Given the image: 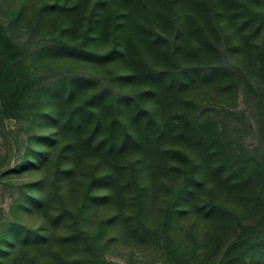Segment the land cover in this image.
<instances>
[{
    "label": "trees",
    "instance_id": "1",
    "mask_svg": "<svg viewBox=\"0 0 264 264\" xmlns=\"http://www.w3.org/2000/svg\"><path fill=\"white\" fill-rule=\"evenodd\" d=\"M6 118L0 264H264V0H0Z\"/></svg>",
    "mask_w": 264,
    "mask_h": 264
},
{
    "label": "rangeland",
    "instance_id": "2",
    "mask_svg": "<svg viewBox=\"0 0 264 264\" xmlns=\"http://www.w3.org/2000/svg\"><path fill=\"white\" fill-rule=\"evenodd\" d=\"M43 128L32 125L29 121H22L14 118L0 120V164L5 162L3 168H12L23 151L28 147L30 137L41 131ZM17 174L13 173V176ZM13 179L11 182H16ZM16 193L15 185L0 180V219L13 220L16 217V210L12 209L13 194ZM108 256L120 264H160L153 255L142 254L137 251L131 254L126 248L114 247L108 250ZM139 255V257H137ZM156 258V257H155Z\"/></svg>",
    "mask_w": 264,
    "mask_h": 264
}]
</instances>
